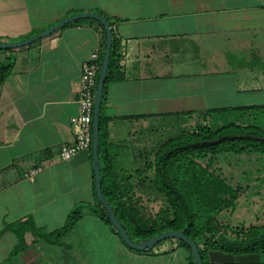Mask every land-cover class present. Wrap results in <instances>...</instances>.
Returning <instances> with one entry per match:
<instances>
[{"label":"crops","instance_id":"obj_1","mask_svg":"<svg viewBox=\"0 0 264 264\" xmlns=\"http://www.w3.org/2000/svg\"><path fill=\"white\" fill-rule=\"evenodd\" d=\"M86 9L108 15L117 39L111 72L121 75L104 90L117 181L124 173L131 178L162 141L182 131L229 121L264 129V0H0V40ZM103 28L96 17L81 16L28 43L0 47V63H11L0 79V264H191L175 238L132 248L87 207L95 198L91 147L56 155L59 144L74 139L78 73L93 49L102 50ZM215 154L225 155L215 166L230 185L264 184V150ZM247 190L236 193L234 207L220 209L227 221L237 220L240 206L249 217L239 220L264 221L255 211L264 208V194ZM75 205L81 214L60 241L28 227L55 229ZM20 230L24 243L12 252ZM206 254L207 264H264V246H212Z\"/></svg>","mask_w":264,"mask_h":264},{"label":"trees","instance_id":"obj_2","mask_svg":"<svg viewBox=\"0 0 264 264\" xmlns=\"http://www.w3.org/2000/svg\"><path fill=\"white\" fill-rule=\"evenodd\" d=\"M104 16L111 27L112 19L108 15ZM104 41L105 33L103 31V46ZM103 46L99 52L100 60ZM116 48L117 39L112 32L111 48L98 109L97 151L102 194L125 226L130 237L139 240L162 229L180 228L195 239L204 264L208 263L206 254L208 247L217 246L233 251L263 247L264 221L240 225L231 233H226L221 228V225L226 227L228 225L221 222L219 225V220H216V211L222 207L216 204V200L217 198L222 200L221 204L227 206L230 202L228 199L233 200L237 191L220 174L213 172L197 159L200 154L207 151L215 152L228 149L240 151L246 148L264 150V129L258 125L241 124L233 121L226 122L217 128L201 125L197 129L185 130L174 136H169L159 144L154 151L153 159L145 161V166L153 169L155 186L164 194L168 204L167 209H170L171 212V216H166L164 223L160 226H155L146 221L138 222V219L128 212L124 201L117 199L119 183L117 182V174L112 168L111 160L114 154H108L107 150L108 116L104 112L106 82L114 76L121 75L120 71L117 74L111 72V68L117 66ZM10 64V62L0 63V79L3 78ZM134 170L139 171L138 168ZM225 190L231 193L230 197L226 198L225 195H222ZM231 202L233 204V201ZM87 207L102 220L112 224L108 217V208L96 196L92 203H87ZM204 212L205 215L202 216ZM80 214L81 205H75L67 212L63 223L55 229L43 231L32 222L28 223V227L36 234L45 236L49 240L60 241V234L66 232ZM178 241L187 248L190 263L195 264L188 244L180 238ZM23 243L20 230L18 231V240L12 246L11 251H15ZM148 249L151 247L139 248V250Z\"/></svg>","mask_w":264,"mask_h":264},{"label":"rangeland","instance_id":"obj_3","mask_svg":"<svg viewBox=\"0 0 264 264\" xmlns=\"http://www.w3.org/2000/svg\"><path fill=\"white\" fill-rule=\"evenodd\" d=\"M221 156H225V155L220 154L218 156V154L216 155L215 152L207 151L206 153L200 154L197 157V159L201 164L207 165V167L210 170H212L213 172L220 174V172H221L220 167L215 166L216 165L215 163H220V160H221L220 157ZM262 158L259 159L260 168H258V169H259L260 174H264L263 173V171H264V154H262ZM237 160H243L241 158V155L236 154L235 161H237ZM146 161H148V160H146ZM138 169H139V171H135V170L132 171L131 178L128 179L130 173L129 174L124 173L123 176L125 177V179L124 180L121 179L120 182L117 181L119 183V185H118L116 197H117V199L124 201V203L126 204V208H127L128 212L131 215H134V217L138 219V222L146 221V222L151 223L155 226H160L162 223H164L166 216L167 217L171 216L170 209H167V207H168L167 201H166L165 196L162 193V191L158 190L155 186L154 179H153V173H154L153 169L151 167L145 166V162H144L143 166L139 167ZM258 169H256V170H258ZM232 186L235 187V190L237 192L240 190L242 191V190L248 189L247 190L248 193L246 192L247 194H256V192L258 194H261V193L264 194V184H250V185L248 184L246 187H244L243 184H240V185L234 184ZM254 189H257V191H254ZM195 193H197V192H195ZM230 194L231 193L227 192V190L223 191V193H222V195H225L226 198L230 197ZM235 195H236V193H235ZM218 197H219V195H218ZM249 197H251V196H249ZM217 200H218V198H217ZM217 200H216V204H218L219 206H222V207H220L222 209L224 207L221 204L222 200H218V201ZM228 200L230 202L226 206L225 211L229 208L234 207V205L232 206V202H231L233 200L231 198H229ZM261 202L263 203L262 205H264V199ZM230 204H231V206H230ZM257 207H256L255 211H256V213L258 212L259 215H257L256 217L259 220H262V219H264V215H261L260 211L264 210V208L259 207V204L257 205ZM221 211H220V209H219V211L218 210L216 211L217 212L216 220H219V222H218L219 225H221L220 222L221 223H227V225H228L227 227L221 225V228L226 233H231L233 230L237 229L238 226L247 225V223L249 222V221H246L245 219L239 220L242 218L247 219L249 217V216H247V217L243 216L244 209L241 206L237 209V213L234 216H232V218L236 217L237 220H233L232 222L227 221L224 218L225 217V211L224 212H221ZM245 211L247 212V209H245ZM222 213H223V215H222ZM204 215H205V212L202 214V216H204ZM249 220H251V218ZM251 222H254V221H251ZM166 238L171 239V240L173 238H175L176 240L179 239L176 236H167ZM163 239H165V238H163Z\"/></svg>","mask_w":264,"mask_h":264},{"label":"water","instance_id":"obj_4","mask_svg":"<svg viewBox=\"0 0 264 264\" xmlns=\"http://www.w3.org/2000/svg\"><path fill=\"white\" fill-rule=\"evenodd\" d=\"M81 16H93L99 19V21L102 23L104 27V33H105L104 48H103V53H102L101 60H100V65L98 68L96 85H95V90H94L93 111H92V119H91V146L90 147H91V158L93 162L95 196L108 208V217L112 225L116 228L121 238L128 246L136 248V249L143 248V247H151L157 241L167 236H176L184 240L188 244L195 264H204L197 242L195 241L194 238L186 234L180 228L172 227V228L162 229L158 232H155L139 240L131 238L125 226L116 216L111 205L108 204V202L106 201L105 197L102 194L101 181H100V169H99V162H98L99 157H98V151H97L98 109H99L100 100H101V90H102L103 81L105 77L107 62H108L110 48H111V38H112V29L110 27V24L108 23V20L104 16V14H102L99 11L91 10V9L79 10L71 14L64 15L60 17L59 19H57L56 21H54L53 23L46 25L45 27L38 29L37 31H34L25 37L14 39V40H0V47L15 46V45L28 43L46 33L53 31L60 25L72 19L81 17Z\"/></svg>","mask_w":264,"mask_h":264},{"label":"built area","instance_id":"obj_5","mask_svg":"<svg viewBox=\"0 0 264 264\" xmlns=\"http://www.w3.org/2000/svg\"><path fill=\"white\" fill-rule=\"evenodd\" d=\"M99 65L100 58L97 49H93L90 55L81 63L77 79V111L70 117L74 139L57 146L56 155L58 158H68L76 151L84 148L88 149L91 146V119ZM37 168L38 166L30 167L24 171V174L32 176Z\"/></svg>","mask_w":264,"mask_h":264}]
</instances>
